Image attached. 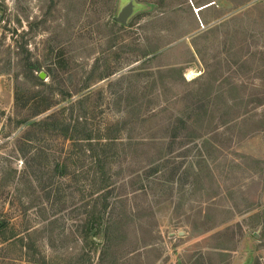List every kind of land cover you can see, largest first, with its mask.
Here are the masks:
<instances>
[{"label":"rangeland","instance_id":"rangeland-1","mask_svg":"<svg viewBox=\"0 0 264 264\" xmlns=\"http://www.w3.org/2000/svg\"><path fill=\"white\" fill-rule=\"evenodd\" d=\"M121 1L0 0V264H264V0Z\"/></svg>","mask_w":264,"mask_h":264},{"label":"trees","instance_id":"trees-1","mask_svg":"<svg viewBox=\"0 0 264 264\" xmlns=\"http://www.w3.org/2000/svg\"><path fill=\"white\" fill-rule=\"evenodd\" d=\"M210 6V5H208ZM207 6V7H208ZM158 50H154L151 53H156ZM112 73H108L105 76L101 77V79H104L105 77H109ZM136 73H132L131 76L136 75ZM128 77V76H126ZM116 80H112L110 81L112 84L113 82H115ZM120 81V80H119ZM186 82V81H185ZM110 83V84H111ZM91 84H87L84 87H90ZM83 87V88H84ZM92 96L91 92H87L86 95H84L83 97H80L79 99H77L76 101H74L72 103V112L75 111V106L77 105H82V103H86V101L88 99H90V97ZM219 97V95L217 94H210V98H212V103L211 105H213V99H217ZM121 101V100H120ZM198 105V104H197ZM201 105V104H200ZM204 108V113L202 115L201 112H197L196 113V119L194 120L195 123H202L204 121V119L207 117L210 120V122H212L213 120V116H214V111L213 110H209V107L207 106L206 103L201 105ZM45 108V107H44ZM231 108V107H230ZM229 109V108H228ZM46 110V109H45ZM76 112V111H75ZM104 112V111H103ZM228 111L224 112V113H228ZM58 111H53L51 114L47 115V117L45 119H41L40 121H38L36 123V125H41L43 126V128H45L46 130L52 131L54 133H58L61 136H64L66 139H70L75 141L76 143H78L79 141H86L88 143L89 146H91L92 148L90 149L92 152V158H93V164H94V168H95V175L93 178V184L95 185L97 183L98 188L97 189H102V182L104 181L103 179V175L105 174V170L103 167V163L105 161V159L107 158L103 147H108L109 145H116V140H117V136L110 133L111 131H116L119 132V130L121 129L120 124H116L115 128L112 129L111 126L106 127L105 129H103V133L101 131V129H97V131L93 130L92 128H89L87 126L88 122L86 121L85 118H88L85 114L82 115H78L77 117H83L84 121L78 122L76 125H72L71 122L67 121V118L62 117L59 118L57 115ZM61 113V112H59ZM83 113H87V111L85 110ZM240 116H237L236 118H234V120L239 119ZM143 119V118H142ZM183 120V119H181ZM232 120V121H234ZM80 123L85 124L83 126L80 125ZM183 125L186 124L185 121L182 122ZM106 131V132H105ZM96 140V143H94ZM105 140V141H103ZM98 150H103V153L98 151ZM107 152V151H105ZM64 173L68 174V170L67 167H64ZM107 184V183H106ZM87 218H88V236H90L93 233V229L96 228L95 230V234L99 232V230L102 228V211L101 209H99L96 206H93L91 209L87 210ZM6 227L5 223H0V229Z\"/></svg>","mask_w":264,"mask_h":264},{"label":"water","instance_id":"water-1","mask_svg":"<svg viewBox=\"0 0 264 264\" xmlns=\"http://www.w3.org/2000/svg\"><path fill=\"white\" fill-rule=\"evenodd\" d=\"M144 6L138 3L136 0H122L119 7L118 13L115 16V19L120 23L126 25L129 22V19L140 9H143ZM41 77H44L41 74ZM257 233H255L256 235ZM254 258V253L251 248L248 249V255L246 260L242 264H251Z\"/></svg>","mask_w":264,"mask_h":264},{"label":"crops","instance_id":"crops-1","mask_svg":"<svg viewBox=\"0 0 264 264\" xmlns=\"http://www.w3.org/2000/svg\"><path fill=\"white\" fill-rule=\"evenodd\" d=\"M264 189V188H263ZM262 200H264V190H263V193H262Z\"/></svg>","mask_w":264,"mask_h":264}]
</instances>
